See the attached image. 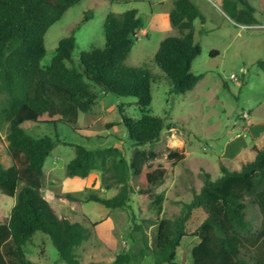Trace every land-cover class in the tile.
Masks as SVG:
<instances>
[{"label":"trees","instance_id":"16d2710c","mask_svg":"<svg viewBox=\"0 0 264 264\" xmlns=\"http://www.w3.org/2000/svg\"><path fill=\"white\" fill-rule=\"evenodd\" d=\"M83 1L0 0V95L8 97L3 118L9 123L7 151L12 162L6 168L0 155V191L16 199L10 220L0 224V264H9L7 258L31 264L25 247L37 232L48 236L63 264H142L147 257L153 264H179L177 250L187 237L200 240L192 249L193 264H264V147L257 146L253 148L255 159L240 171L221 164L218 178L205 173L200 191L182 204L180 214L160 219L153 242L135 222V212L129 207L134 194L150 198L165 182L169 167L148 164L144 151L135 152L128 160L117 147L74 146L75 157L66 167L68 177L86 179L100 169L104 190L120 187L112 198L91 194L87 201L108 209L131 210L130 249L112 263L85 262L84 245L99 223L89 217L74 222L57 214L43 188L45 163L60 141L29 134L23 126L74 127L80 114L89 112L98 98L92 85L117 97L136 99L142 118L122 116L128 139L136 146L158 141L165 120L148 113L153 101L150 71L126 65L134 38L143 27L135 9L106 17L104 48L81 51L75 62L76 38L72 34L59 41L51 64L42 66L50 27ZM222 8L238 25H259L256 8L247 0H223ZM91 18V12L85 13L79 25ZM204 18L193 0H175L169 21L180 35L165 38L154 56V64L171 81L174 94L185 96L203 79L193 72L192 64L201 54L194 24ZM211 56L217 57L219 52L213 51ZM256 65L264 73V58ZM223 85L228 87L224 80ZM170 158L181 160L183 156L171 154ZM132 178L137 180V190ZM254 207L262 216L258 228L248 218Z\"/></svg>","mask_w":264,"mask_h":264},{"label":"rangeland","instance_id":"374dc122","mask_svg":"<svg viewBox=\"0 0 264 264\" xmlns=\"http://www.w3.org/2000/svg\"><path fill=\"white\" fill-rule=\"evenodd\" d=\"M193 1L205 16L203 22L197 19L194 24V39L201 48V54L192 64L193 72L203 75V79L194 91L185 96L172 93L171 81L154 64L160 43L167 37L180 35L169 21L175 0H85L70 8L45 36L47 54L42 66L51 64L59 41L72 34L76 38V62L81 51L104 48V21L109 14L120 15L131 9L137 10L143 27L134 38L126 65L145 67L150 71L153 101L148 113L165 120L158 141L136 146L129 141L122 123L123 115L134 120L144 115L136 99L117 97L92 85L98 98L89 112L80 114L74 127L61 124L23 126L29 134L47 135L60 141L45 163L43 188L44 197L51 202L57 214L67 215L74 222H82L85 217L99 224L108 220L100 228L101 234L96 227V233L85 243L86 263L108 259L110 251L116 253L130 249L131 210H111L87 201L91 194L112 198L120 187L114 186L102 192L100 169L88 179L68 177L66 167L75 157L74 146L92 149L117 147L128 160L135 152L144 151L148 164L169 167L165 182L153 190L152 196L141 199L134 194L129 207L135 212V222L143 227L153 242L160 219H173L179 215L182 204L189 203L194 193L200 191L204 174L217 170L216 165L209 161V146L232 139L234 134L231 130L241 121L244 112L264 108V73L256 65L258 59L264 58V0H247L256 8L255 15L259 21V25L249 27L238 25L227 17L223 13L222 0ZM87 12L92 13V18L79 25ZM213 51H218L219 56L213 58ZM223 80L228 87L223 85ZM7 103L8 97L0 95V155L6 168L12 164L7 151L9 123L3 118ZM171 154L183 156V159H171ZM221 164L224 163L219 162V166ZM131 184L137 190L136 178L131 179ZM15 204L16 199L0 191V224L10 220ZM248 218L256 228L261 226L262 216L257 207L248 211ZM194 240L197 239L183 241L178 255L180 263L192 264ZM25 252L31 264H63L48 236L41 232L33 236ZM7 261L18 264L11 258Z\"/></svg>","mask_w":264,"mask_h":264},{"label":"crops","instance_id":"0c3cea01","mask_svg":"<svg viewBox=\"0 0 264 264\" xmlns=\"http://www.w3.org/2000/svg\"><path fill=\"white\" fill-rule=\"evenodd\" d=\"M223 13L226 15L224 11ZM244 71L246 70L244 69ZM247 112L250 115V119H241V121H238L237 125L233 126L231 132H233L232 134H234V137L232 139H230L227 143L224 144H221L220 142H214L213 145L209 146V161H211L212 164H215L217 168L214 173H210L213 179L218 178L221 174L219 162H223L225 167L231 171H240L243 165L252 162L255 159V153L253 152V148L255 146L259 148L264 147V108L249 109V111ZM231 167L233 168V170L231 169ZM97 189L99 190L100 188ZM103 191L105 192V190H102V192ZM107 221L108 220L104 221L103 224L100 223L97 226L98 234H101L100 228L102 227V225L106 224ZM187 238H184L182 240L181 245L177 250L176 261L179 264H182L178 261L179 251L182 247L183 241ZM193 239H197L194 240L196 242L193 241L194 246L200 243V240L198 238ZM127 251L128 249L116 253L110 251L109 258L102 259L99 262L112 263L117 255L126 253ZM153 262L154 260L151 257H147L143 260L142 264H153Z\"/></svg>","mask_w":264,"mask_h":264},{"label":"built area","instance_id":"2783aa9c","mask_svg":"<svg viewBox=\"0 0 264 264\" xmlns=\"http://www.w3.org/2000/svg\"><path fill=\"white\" fill-rule=\"evenodd\" d=\"M242 119H250V115L248 112H244L243 115H242Z\"/></svg>","mask_w":264,"mask_h":264}]
</instances>
